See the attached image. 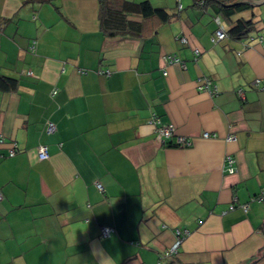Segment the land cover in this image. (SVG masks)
<instances>
[{"label":"crops","instance_id":"crops-1","mask_svg":"<svg viewBox=\"0 0 264 264\" xmlns=\"http://www.w3.org/2000/svg\"><path fill=\"white\" fill-rule=\"evenodd\" d=\"M110 1L170 17L127 7L141 32L110 35L100 0H0V264H264V2L234 0L253 29L214 41L223 0ZM153 115L192 145L161 143Z\"/></svg>","mask_w":264,"mask_h":264},{"label":"built area","instance_id":"built-area-1","mask_svg":"<svg viewBox=\"0 0 264 264\" xmlns=\"http://www.w3.org/2000/svg\"><path fill=\"white\" fill-rule=\"evenodd\" d=\"M180 2V0H178ZM209 0H198L197 4L199 6H205L207 4ZM182 8V4L179 3L178 5V9L180 10ZM215 21L218 24V28L215 32V36L213 38L214 41H220L225 39L226 37H228L227 34V29L224 27L220 16H216L215 17ZM252 39H255L263 48L264 51V32L259 33L256 37H253ZM181 41L186 43L188 42L186 37H182ZM36 44L37 41L34 40L31 44V51H35L36 49ZM200 54V50L196 49L195 50V55L198 56ZM168 62L169 63H180L184 66V62L178 58L176 55H170L168 56ZM85 72V71H83ZM98 73L100 74H105V75H109L110 71L108 70H102L100 69L98 71ZM257 84L259 83V80L255 81ZM197 87L199 90L202 91H206L209 92L211 94H215L217 92V87L216 85L213 83L212 78L208 77V76H200L197 79ZM55 92V91H54ZM240 95H243L242 90L239 91ZM159 118L156 115H153L152 118L150 119L149 123L154 125L155 128V134H156V138L161 142V143H169L174 137L176 138V146L181 147V148H187L190 147L192 145V142L190 139L186 138L185 136L182 135H178L176 134V128L173 124H167V125H158L159 124ZM56 130V125L55 123H53L52 121L48 122L47 124V131L48 132H54ZM204 137H210L211 134L209 132H205L203 134ZM236 139V136L234 134H231L227 137V140H234ZM18 151V146L17 144L14 143L13 147L10 149L9 155L13 156L17 153ZM38 157L40 160H46L49 159L50 157V153L48 150V147L46 145H40L38 147ZM226 169L228 170L229 173H235L236 172V167L234 166V159L231 156H228L226 159ZM97 187L99 190L103 191L104 187L101 183H97ZM3 198V194L0 190V200ZM248 203L244 204L243 207L245 209L248 208ZM234 205L231 206V208H233ZM115 229L112 226H102L101 227V236L103 237H107L110 236L112 233H114ZM176 241L175 243L165 251L164 256H171V255H175L178 253V249L181 245V243L183 242V240L185 239V237L188 235V231L187 230H180V229H176Z\"/></svg>","mask_w":264,"mask_h":264},{"label":"trees","instance_id":"trees-1","mask_svg":"<svg viewBox=\"0 0 264 264\" xmlns=\"http://www.w3.org/2000/svg\"><path fill=\"white\" fill-rule=\"evenodd\" d=\"M221 6L218 11L230 22H233L230 28L227 30L229 37L242 39L249 35L252 31L254 22L253 20L239 18L233 21V16L238 12L248 9L246 4L235 2L234 0H223L220 2ZM123 8H115L110 0H100L101 9V23L104 31L110 35L124 34L127 32H141L142 24L134 20L128 19L123 13L127 7L134 12H138L144 17L157 16L161 20H168L170 15L163 8L154 7L149 1H142L139 3L126 2ZM129 29V30H128ZM136 29V30H135ZM137 33V34H138ZM15 83L14 80H5L0 78L1 87H9L10 83ZM12 84V85H13ZM14 86V85H13Z\"/></svg>","mask_w":264,"mask_h":264},{"label":"clouds","instance_id":"clouds-1","mask_svg":"<svg viewBox=\"0 0 264 264\" xmlns=\"http://www.w3.org/2000/svg\"><path fill=\"white\" fill-rule=\"evenodd\" d=\"M77 229L86 230L85 228H83L82 226H79L78 224H73L70 231L75 235ZM72 243H74V242L70 241V244H72Z\"/></svg>","mask_w":264,"mask_h":264},{"label":"water","instance_id":"water-1","mask_svg":"<svg viewBox=\"0 0 264 264\" xmlns=\"http://www.w3.org/2000/svg\"><path fill=\"white\" fill-rule=\"evenodd\" d=\"M242 2H249L251 4H259L261 2H264V0H242Z\"/></svg>","mask_w":264,"mask_h":264}]
</instances>
